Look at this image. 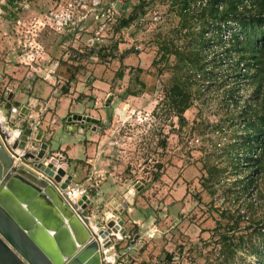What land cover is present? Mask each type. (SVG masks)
<instances>
[{"label":"rangeland","instance_id":"obj_1","mask_svg":"<svg viewBox=\"0 0 264 264\" xmlns=\"http://www.w3.org/2000/svg\"><path fill=\"white\" fill-rule=\"evenodd\" d=\"M172 1L0 0V53L10 50L31 66L51 59L50 79L76 101L73 114L100 119L84 123L86 137L100 133L89 140L95 150L88 158L120 186L113 193L121 217L134 229L141 221L136 252L147 264H264V183L251 184L234 156L248 135L242 109L256 95L245 80L231 98L235 81L201 72L185 120L177 116L171 89L184 71L170 43L189 38ZM132 13L138 18L118 29ZM217 46H207L209 58L223 52ZM95 173L92 182L102 179Z\"/></svg>","mask_w":264,"mask_h":264},{"label":"water","instance_id":"obj_2","mask_svg":"<svg viewBox=\"0 0 264 264\" xmlns=\"http://www.w3.org/2000/svg\"><path fill=\"white\" fill-rule=\"evenodd\" d=\"M2 109L8 108L0 102ZM116 112L124 115L122 109ZM72 119L100 123L76 113ZM31 125L16 136L15 122L7 125L0 113V264H108L104 250L113 244L111 234L128 233L122 210L103 228L89 227L82 216L84 200L60 193L72 184L69 165L52 156L49 143L41 142L42 130L34 134L35 119Z\"/></svg>","mask_w":264,"mask_h":264},{"label":"crops","instance_id":"obj_3","mask_svg":"<svg viewBox=\"0 0 264 264\" xmlns=\"http://www.w3.org/2000/svg\"><path fill=\"white\" fill-rule=\"evenodd\" d=\"M22 60L24 59L20 56H13L10 50L0 53V102L8 108L0 111L1 117L6 119L7 125L15 122L16 136L20 135L22 129L32 126L33 119L36 120L37 128L33 130L34 134L42 130L44 136L41 142L49 143L52 156L69 165L67 172L73 175L71 186L80 188L75 200L83 199L86 203L82 216L88 226L95 229L103 228L121 208L117 210L120 202L114 194L120 186L113 185L112 177H108L101 170L98 171L97 163L88 158V155H94L95 150V146L92 147L93 144L89 140L97 139L100 133L96 132L97 134L86 137L83 124L77 125L73 123V119L68 120L77 104H74L76 101L68 91H60L50 79L54 68L51 59L47 61L42 59L39 66H31L29 61L22 63ZM103 111L106 112L101 110ZM95 172H98L102 179L92 182L90 178L98 179ZM112 174L110 172V176ZM130 190L129 188L126 194V198L128 195L131 196L130 199L122 201L127 203L128 207L130 200H134ZM43 202L52 206L45 200ZM124 220L128 233L124 237L120 234H111L113 244L104 250L106 261L108 264H147L144 255L137 256L136 247L140 246V241L133 242L135 234L142 233L141 221H135L140 227L139 233H135L136 225L134 229L126 218ZM137 249L142 252V246Z\"/></svg>","mask_w":264,"mask_h":264},{"label":"trees","instance_id":"obj_4","mask_svg":"<svg viewBox=\"0 0 264 264\" xmlns=\"http://www.w3.org/2000/svg\"><path fill=\"white\" fill-rule=\"evenodd\" d=\"M172 3L177 7L182 20L181 36L189 38L184 46L170 43L181 61L179 68L184 71L183 76L177 79L171 89L175 112L182 121L185 120L184 113L190 107L193 95L190 86L198 80L201 72L205 74L203 79L223 80L224 84L225 76L234 75L235 83L231 85L228 93L231 98H235L234 91L239 92V81L247 80V88L251 87L256 95V104L248 101L242 109V116L246 120L244 128L248 130V135L240 147L244 152L251 154L254 150L253 142L258 143V157H247V168L250 174L256 172L259 188L264 183V0H208L206 6L198 5L197 0H173ZM137 18V14L132 13L119 19L118 29L129 26ZM228 22H235L240 31H236L230 40L225 41L222 24ZM223 45V52L216 53V48L212 53L214 57H208L207 46H217L219 49ZM162 47L161 60H167L169 47ZM222 61H225L226 65ZM222 71L225 73H218ZM247 178L251 184L256 182L251 176ZM259 234H263L260 229ZM262 251L264 253V249ZM235 252L236 249L231 251L232 257ZM258 254L260 256L261 252ZM166 258L172 261L174 256L168 254ZM261 258L263 261L264 254Z\"/></svg>","mask_w":264,"mask_h":264},{"label":"built area","instance_id":"obj_5","mask_svg":"<svg viewBox=\"0 0 264 264\" xmlns=\"http://www.w3.org/2000/svg\"><path fill=\"white\" fill-rule=\"evenodd\" d=\"M197 3H198V5L203 4V6H206L208 4V0H197ZM221 7H222V5L220 6V8ZM155 18H157V16ZM222 28H223V36H224V33H227L228 34V40H230L232 38L233 34L236 31H240V28L238 27V25L235 22L224 23V24H222ZM224 65H226V63ZM244 70H245V68L243 67L242 71H244ZM231 76H233V75H231V74L227 75V77H229V79H230V80L228 79L227 82L230 83V84L232 83V80L234 78V77L231 78ZM241 81H245V80L242 79ZM238 86L239 87L241 86V82L240 81H239V85ZM198 141H199L198 138L190 139L188 141V143L190 145H193L195 142H198ZM253 143H254V148H253L254 150L252 151L251 154H248V153L244 152V149L240 147L241 145L238 146V147H236L237 145L235 146V149H236V151L234 152V156H235V159H236L235 164H236V166H238L237 164H240L239 167H240L241 171H245L246 169H248L247 166H248L249 163L247 162V157H249V158L250 157L257 158L258 157V143H255V142H253ZM259 152H261V151H259ZM24 153H25V150H22L20 152V155H24ZM253 173L254 174H250V176L253 177V178H257L256 172L254 171ZM79 191H80L79 187H72V186H69L67 189H60V193L64 197L70 195L71 198H73V197L75 198L76 197L75 196L76 193H79ZM75 201L77 202V200H75ZM262 229L264 230V228H262ZM119 264H122V263H119Z\"/></svg>","mask_w":264,"mask_h":264},{"label":"flooded vegetation","instance_id":"obj_6","mask_svg":"<svg viewBox=\"0 0 264 264\" xmlns=\"http://www.w3.org/2000/svg\"><path fill=\"white\" fill-rule=\"evenodd\" d=\"M85 127H86V125L85 124H83ZM89 125V124H88Z\"/></svg>","mask_w":264,"mask_h":264}]
</instances>
